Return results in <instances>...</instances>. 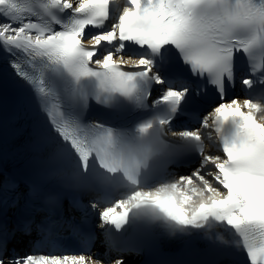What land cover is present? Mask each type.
<instances>
[{"label": "snow or ice", "instance_id": "snow-or-ice-1", "mask_svg": "<svg viewBox=\"0 0 264 264\" xmlns=\"http://www.w3.org/2000/svg\"><path fill=\"white\" fill-rule=\"evenodd\" d=\"M0 59L30 116L24 166L0 153V264H128L177 236L264 264V0H0ZM91 187L119 198L66 216Z\"/></svg>", "mask_w": 264, "mask_h": 264}, {"label": "bare ground", "instance_id": "bare-ground-1", "mask_svg": "<svg viewBox=\"0 0 264 264\" xmlns=\"http://www.w3.org/2000/svg\"><path fill=\"white\" fill-rule=\"evenodd\" d=\"M105 251V247L101 244V242H99L95 248L93 249V252H100V253H103ZM115 253H113L114 255ZM127 260H128V264H135L136 261H134V258L133 256H129L127 257Z\"/></svg>", "mask_w": 264, "mask_h": 264}]
</instances>
